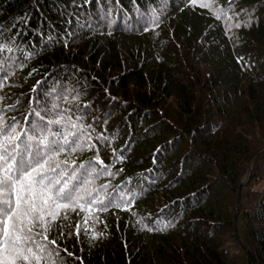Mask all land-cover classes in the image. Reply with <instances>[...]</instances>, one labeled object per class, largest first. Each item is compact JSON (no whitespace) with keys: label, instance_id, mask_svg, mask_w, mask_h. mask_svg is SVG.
I'll use <instances>...</instances> for the list:
<instances>
[{"label":"trees","instance_id":"1","mask_svg":"<svg viewBox=\"0 0 264 264\" xmlns=\"http://www.w3.org/2000/svg\"><path fill=\"white\" fill-rule=\"evenodd\" d=\"M212 2L224 6L228 0ZM148 3H113L110 36L97 25L94 32L81 29L65 47L62 37L76 25L67 27L61 12L97 20L104 3L90 0L75 9L69 0H0V26L26 21L16 24L23 29L20 39L37 53L22 69H6L13 87L0 89V107L37 81L33 95L60 89L61 81L87 88L79 102L95 106L87 119L96 117V132L103 125L107 136L105 147L97 145L100 158L110 163L113 151L126 158L113 166L123 168L120 175L97 183L110 179L140 192L128 210L95 214L98 221L88 227L103 239L90 241L92 231L81 232V243L72 236L60 246L84 264H264V0H235L234 10L244 7L260 17L258 26L233 29L235 40L225 37L210 12L182 0H155L162 23L144 33L136 20ZM28 111L23 99L7 115ZM95 155L87 150L75 159ZM83 215H69L65 232ZM138 218L149 226L156 220L175 226L148 233ZM231 240L241 253L225 248Z\"/></svg>","mask_w":264,"mask_h":264},{"label":"snow or ice","instance_id":"2","mask_svg":"<svg viewBox=\"0 0 264 264\" xmlns=\"http://www.w3.org/2000/svg\"><path fill=\"white\" fill-rule=\"evenodd\" d=\"M89 2L81 0L82 4ZM130 2L135 5L138 0ZM185 2L190 8L199 7L210 12L224 25L225 37L233 40L237 39L233 29H251L260 22V17L253 11L244 7L234 10L235 0H228L224 6H218L212 0H182ZM81 3L69 0L68 7L78 9ZM97 3L105 4L103 15L97 20L91 17L81 20L74 12H61L67 17V27L73 23L76 25L64 33L65 47L79 36L81 29L94 32L99 25L101 29L108 30L107 35L112 34V4L118 6L120 0H97ZM163 14L162 9L155 6V0H149L147 9L138 13L136 25L144 33L155 32L158 22L162 23ZM242 15L246 19H241ZM26 23L17 18L11 27L0 26V89L13 87L8 83L11 73L7 68L22 69L37 54L35 47H29L20 39L23 29L17 28L16 24ZM155 59L160 61L158 56ZM242 61L243 57L236 58L237 64ZM244 67H251V64L244 63ZM34 71L30 70L28 75ZM74 71L81 70L76 68ZM91 79L96 80V77ZM38 84L40 81L32 86L29 93L18 96L14 103L0 107V264H69V261L84 264L81 256L74 255L67 247L61 248L60 244L72 236L76 237L77 244L81 243V232L87 235L92 231L89 223L98 221L96 213L106 212L109 208L128 210L140 192L126 188L123 182L112 185L110 179L97 183L101 177L120 175L123 168L113 171V166L116 161L126 158L122 152L115 151L108 157L110 163L106 164L100 158V147H105L107 136L103 134V125L100 126L101 131L96 132V117L87 119L89 110L95 106L79 102L87 88L65 87L61 81L60 89L49 86L45 93L33 95ZM104 92L108 95L109 90L106 88ZM23 99L28 102L27 114L8 116L7 113ZM109 99L114 101L115 97L109 96ZM104 119L106 122L107 117ZM150 130L147 129L145 134ZM87 150H95L97 155L77 162L75 156ZM126 179L130 181V177ZM73 213L84 215L82 220H76L75 228L66 233L64 222ZM137 223L148 233L163 232L175 226L173 220H156L149 226L144 223V218H138ZM104 235L92 231L89 239H103Z\"/></svg>","mask_w":264,"mask_h":264},{"label":"rangeland","instance_id":"3","mask_svg":"<svg viewBox=\"0 0 264 264\" xmlns=\"http://www.w3.org/2000/svg\"><path fill=\"white\" fill-rule=\"evenodd\" d=\"M225 248L230 250L231 252L235 253H241V251L239 250V247L236 246V242L235 241H229L226 245Z\"/></svg>","mask_w":264,"mask_h":264}]
</instances>
